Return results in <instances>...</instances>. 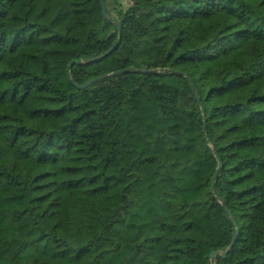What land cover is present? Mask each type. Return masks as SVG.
<instances>
[{"label": "trees", "instance_id": "obj_1", "mask_svg": "<svg viewBox=\"0 0 264 264\" xmlns=\"http://www.w3.org/2000/svg\"><path fill=\"white\" fill-rule=\"evenodd\" d=\"M105 1L0 0V264H264V0Z\"/></svg>", "mask_w": 264, "mask_h": 264}, {"label": "water", "instance_id": "obj_2", "mask_svg": "<svg viewBox=\"0 0 264 264\" xmlns=\"http://www.w3.org/2000/svg\"><path fill=\"white\" fill-rule=\"evenodd\" d=\"M101 4H102V13H103L104 17L106 19H108L109 21H113V18L110 17L108 15V13H107L106 1L105 0H101ZM121 36H122V29L120 28V36H119L118 42L114 45V47H112L109 51H107L103 55L94 58L93 61H100V60L104 59L105 57H107L109 54H111L119 46V44L121 42ZM77 62H81V60L72 61L69 66H71L72 64L77 63ZM150 72H153V71L150 70ZM106 76H108V75H106ZM106 76H101V77L95 78V79L89 81L88 83H86L84 85H81L80 87H87V86L93 84L94 82L99 81V80L105 78ZM198 99H200L199 96H198ZM220 167H221V163H220L219 167L217 168V171H216V173L214 175V178L212 180V186H211V191L212 192H214V183L216 181V178H217V175H218V172H219ZM228 212L231 214V212L229 210H228ZM236 241H237V238L234 239V241L232 242L231 246L228 249H226V250H216V251H213L210 254V258H211L212 264H216L215 259H216V256L217 255L226 256L231 251V249L234 247Z\"/></svg>", "mask_w": 264, "mask_h": 264}, {"label": "rangeland", "instance_id": "obj_3", "mask_svg": "<svg viewBox=\"0 0 264 264\" xmlns=\"http://www.w3.org/2000/svg\"><path fill=\"white\" fill-rule=\"evenodd\" d=\"M111 2L113 1V3L115 1H119V3H121V5L123 6V8L127 9L130 4H131V0H110Z\"/></svg>", "mask_w": 264, "mask_h": 264}]
</instances>
